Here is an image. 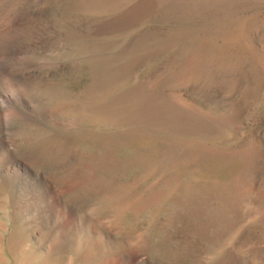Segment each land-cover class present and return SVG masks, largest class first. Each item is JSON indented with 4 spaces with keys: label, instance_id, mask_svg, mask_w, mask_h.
I'll return each instance as SVG.
<instances>
[{
    "label": "rangeland",
    "instance_id": "1",
    "mask_svg": "<svg viewBox=\"0 0 264 264\" xmlns=\"http://www.w3.org/2000/svg\"><path fill=\"white\" fill-rule=\"evenodd\" d=\"M0 19L36 72H0V264H264V0Z\"/></svg>",
    "mask_w": 264,
    "mask_h": 264
},
{
    "label": "bare ground",
    "instance_id": "2",
    "mask_svg": "<svg viewBox=\"0 0 264 264\" xmlns=\"http://www.w3.org/2000/svg\"><path fill=\"white\" fill-rule=\"evenodd\" d=\"M18 41H20L19 36L17 34L11 33L10 29L5 28L4 21L1 20L0 22V72L1 70L5 69L4 71H6L5 72L6 74L16 77V78L24 77L27 75V73L29 75H33L36 72L32 70L29 66L28 67L31 69V71L30 69L27 68L28 71L24 70L22 72H21L22 69L20 70L17 66L18 63L21 64L22 62H24L25 59H27L26 54L24 56L23 54L24 52L21 49H18L20 47ZM21 54H23L22 57L20 56ZM13 115H16V114H12V116ZM9 116L12 118L11 115Z\"/></svg>",
    "mask_w": 264,
    "mask_h": 264
}]
</instances>
